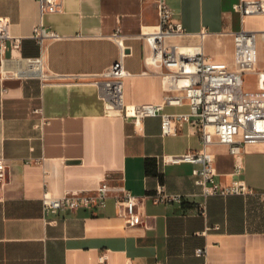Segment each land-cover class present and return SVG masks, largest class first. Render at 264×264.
I'll list each match as a JSON object with an SVG mask.
<instances>
[{
    "label": "crops",
    "instance_id": "1",
    "mask_svg": "<svg viewBox=\"0 0 264 264\" xmlns=\"http://www.w3.org/2000/svg\"><path fill=\"white\" fill-rule=\"evenodd\" d=\"M166 1L185 30L169 43H202L230 68L234 34L264 30V14L242 17L241 0ZM0 17L22 40L20 52L7 53L6 68L22 67L18 58L42 57L50 76L0 78V159L7 171L0 184V264H100L103 252L108 264H264V143L244 148L248 194L205 199L190 164L162 160L199 150L196 127L183 124L178 136H164L160 117L136 124L108 111L101 98L98 81L122 58L124 103L163 102L161 71L146 64L150 48L143 37L158 24L156 0H63L59 12L44 14L38 0H0ZM40 23L61 37L41 48L32 38ZM209 151L218 181L231 184L234 156L225 145ZM107 175L138 197L142 223L128 226L113 196L104 208L44 215L45 193L92 192ZM159 182L185 201L155 203ZM199 248L205 257L196 256Z\"/></svg>",
    "mask_w": 264,
    "mask_h": 264
},
{
    "label": "built area",
    "instance_id": "2",
    "mask_svg": "<svg viewBox=\"0 0 264 264\" xmlns=\"http://www.w3.org/2000/svg\"><path fill=\"white\" fill-rule=\"evenodd\" d=\"M38 1L41 14L56 13L62 9L63 0ZM156 2L158 24L145 32L143 37L150 48L146 64L161 71L165 92L163 102L141 105L124 103L122 79L126 71L122 58L101 76L102 81H98L101 98L107 104L108 111L133 118L136 124L144 118L160 117L164 136H178L183 124L196 127L201 148L180 155H165L163 163L190 164L194 183L201 188L205 199L213 195H246L250 188L242 178L244 148L248 144L264 143V60L263 68L258 70V49L259 43L264 45V30L242 29L234 34V68H230L208 56L202 43L185 46L169 43L170 38L184 35L185 30L174 18L166 0ZM236 8L242 17L264 14V0H241ZM117 36L122 46V40ZM60 37L42 23L36 25L32 32V38L41 48L45 40ZM21 49L22 40L12 35L10 21L0 17V78L36 75L44 80L50 79L44 72L42 57L18 58L22 67L6 68L7 53H17ZM252 74L257 76V86L246 89L245 78ZM182 106H188L189 112H165L166 107ZM216 144L227 146L235 158L233 174L237 179L229 185L218 181L215 159L209 151ZM6 177V165L0 159V184L5 182ZM113 181L115 179L107 175L92 192L74 191L61 197L45 193L42 199L44 215H54L66 209L104 208L107 200L113 196L128 226L142 223L138 197ZM151 198L155 203L164 205L182 204L185 201L184 195L168 192L160 182ZM199 208L205 213L203 204ZM196 256L205 257L206 249H197ZM107 261L108 255L103 252L99 263L108 264Z\"/></svg>",
    "mask_w": 264,
    "mask_h": 264
},
{
    "label": "rangeland",
    "instance_id": "3",
    "mask_svg": "<svg viewBox=\"0 0 264 264\" xmlns=\"http://www.w3.org/2000/svg\"><path fill=\"white\" fill-rule=\"evenodd\" d=\"M179 39L175 38V41H172L175 44H180L178 43ZM258 57H259V65H258V70H261L263 68V60H264V45L262 43H259V49H258ZM246 82V89H255L257 86V76L256 75H248L245 78Z\"/></svg>",
    "mask_w": 264,
    "mask_h": 264
}]
</instances>
